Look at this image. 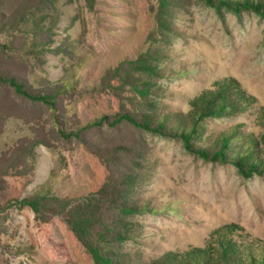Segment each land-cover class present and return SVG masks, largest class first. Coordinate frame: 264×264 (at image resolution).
Returning a JSON list of instances; mask_svg holds the SVG:
<instances>
[{"label":"rangeland","instance_id":"1","mask_svg":"<svg viewBox=\"0 0 264 264\" xmlns=\"http://www.w3.org/2000/svg\"><path fill=\"white\" fill-rule=\"evenodd\" d=\"M219 3L0 0V77L54 102L0 86V156L14 158L0 183V264H94L65 214L22 200H83L130 170L149 210L123 245L134 264L227 252L264 264V173L244 177L230 159L241 151L264 170V15ZM150 55L158 75L136 66ZM225 88L237 109L206 118L188 147L176 132L192 102ZM227 133L228 162L201 155Z\"/></svg>","mask_w":264,"mask_h":264},{"label":"trees","instance_id":"2","mask_svg":"<svg viewBox=\"0 0 264 264\" xmlns=\"http://www.w3.org/2000/svg\"><path fill=\"white\" fill-rule=\"evenodd\" d=\"M210 1L213 2V0ZM219 2V4L227 5L235 11H239L242 7L264 15V0H219ZM149 58L157 60L155 56L151 55L145 59H139L136 65L138 70L142 74L158 75L154 61ZM2 85H7L27 100L54 105V102L49 100V94L31 93L13 76L0 77V86ZM138 91L146 95L143 91ZM232 97V92L225 88L216 93H206L194 100L187 126L182 125V130L176 132V135H181L188 147L192 146L193 139L200 137L202 133L200 129L206 118L221 117L223 114L237 109L236 102ZM123 118L133 123L136 122L128 115H123ZM153 122L155 120L147 118L144 126L149 127ZM157 125L164 126L165 122ZM156 129L162 131L159 127ZM69 136L71 134L67 135V137ZM232 140V136L227 133L218 140L213 149L202 150L201 155L212 161L228 162L227 153L232 150ZM234 155L230 156V159L237 165L244 177L249 178L257 172L264 173V170L259 168L257 161L248 157L249 154L236 151ZM13 163L14 158L6 159L4 156H0V183L2 177L14 167ZM140 180L139 173L134 170L118 172L116 177L109 178L107 184L100 188L96 195L84 197L83 200L73 201L56 196L35 194L23 199L22 203L30 207L37 215L50 210L53 211V214H65L70 229L89 252L94 264H134L131 254L124 250L123 245L131 239L132 234L136 231V223L133 218L149 212L148 208L139 205L134 200V192ZM230 257L232 256L229 252L223 253L221 260H217V262L209 260L204 264H236ZM172 259L175 258L167 256L164 260L155 261L153 264H169L168 261H172ZM189 260L191 259L178 262L193 264Z\"/></svg>","mask_w":264,"mask_h":264}]
</instances>
